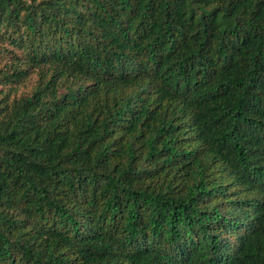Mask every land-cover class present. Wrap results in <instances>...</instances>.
Returning <instances> with one entry per match:
<instances>
[{
  "label": "trees",
  "instance_id": "obj_1",
  "mask_svg": "<svg viewBox=\"0 0 264 264\" xmlns=\"http://www.w3.org/2000/svg\"><path fill=\"white\" fill-rule=\"evenodd\" d=\"M0 264H264V0H0Z\"/></svg>",
  "mask_w": 264,
  "mask_h": 264
}]
</instances>
